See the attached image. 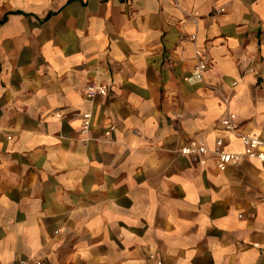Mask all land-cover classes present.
Listing matches in <instances>:
<instances>
[{
	"label": "crops",
	"instance_id": "obj_1",
	"mask_svg": "<svg viewBox=\"0 0 264 264\" xmlns=\"http://www.w3.org/2000/svg\"><path fill=\"white\" fill-rule=\"evenodd\" d=\"M229 111L264 142V0H0V264H264Z\"/></svg>",
	"mask_w": 264,
	"mask_h": 264
},
{
	"label": "built area",
	"instance_id": "obj_2",
	"mask_svg": "<svg viewBox=\"0 0 264 264\" xmlns=\"http://www.w3.org/2000/svg\"><path fill=\"white\" fill-rule=\"evenodd\" d=\"M206 71V63L204 61V55L197 51L196 53V64L194 70L191 73L190 80L194 83L201 82ZM234 84V83H233ZM108 90L104 85L98 83L88 84L84 90V97L91 101L96 96L107 95ZM224 102L227 103V99L224 98ZM90 113L83 114V128L87 129L90 124ZM220 124L224 131L232 133L237 136L242 144V150L236 152H227L219 149L211 151L216 157V164L220 170H224L228 166L238 165L245 160H253L261 163L264 166V142L259 139L258 136L251 133H243L240 131L237 116L234 112H228L226 117L221 119ZM113 129L110 128L105 131V135H109ZM194 150L185 148L181 150V153L191 154ZM199 153H206L207 149L203 146L198 148ZM24 264H43L42 261L33 259L31 261L24 262ZM148 264H165L160 258L150 256Z\"/></svg>",
	"mask_w": 264,
	"mask_h": 264
}]
</instances>
